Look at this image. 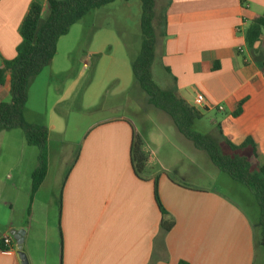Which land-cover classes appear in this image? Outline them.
<instances>
[{
    "label": "crops",
    "instance_id": "crops-1",
    "mask_svg": "<svg viewBox=\"0 0 264 264\" xmlns=\"http://www.w3.org/2000/svg\"><path fill=\"white\" fill-rule=\"evenodd\" d=\"M33 3L45 11V0H0V68L15 58L21 24ZM259 18L264 19V0H169L165 37L156 44V56L170 72L169 81L175 80L179 98L204 117L223 114L218 123H212L219 124L234 146L250 139L264 163V32L254 46L255 55L244 41L247 28ZM53 62L28 91L24 109L28 123L34 86L45 70H53ZM46 83L41 81L38 87ZM195 92L205 98L204 107L194 105ZM9 99L6 84L0 87V103ZM238 108L240 114L233 117ZM47 129L52 134L55 125L50 123ZM131 129L124 120L111 119L87 129L71 169L63 181L53 185L45 205L48 214L57 218L47 223L48 245L42 263L29 247L30 227L25 230L22 224L8 223L0 239L23 230L22 251L29 264H255L262 248L258 244L259 210L248 193L234 191V198L233 191L185 185L170 177V165L156 157L158 149L150 148L157 147L156 139L149 137H141L148 160L147 180H139L129 161ZM19 133L17 129L0 131V200H19L30 192L37 155ZM49 168L48 158L47 174L31 201L30 215ZM155 177L160 203L174 221L167 233L159 226L161 215L153 197ZM243 201L250 206L245 207ZM7 207L12 212L14 204L9 202ZM0 264H21L15 242L13 252L0 249Z\"/></svg>",
    "mask_w": 264,
    "mask_h": 264
},
{
    "label": "rangeland",
    "instance_id": "rangeland-1",
    "mask_svg": "<svg viewBox=\"0 0 264 264\" xmlns=\"http://www.w3.org/2000/svg\"><path fill=\"white\" fill-rule=\"evenodd\" d=\"M168 1L157 0L156 11L161 13V22ZM140 16L139 0H117L90 12L58 41L53 70H45L44 76L34 86L35 93L33 95L32 92L28 105L33 109L29 108L28 112L31 122H26L45 127L50 123L55 125V132L48 134L47 141L49 176L34 203L32 215L29 190L28 195L19 200L7 197L0 200V235L6 232L8 223L22 224L25 230L30 227L32 240L29 247L33 255L40 257L41 263L48 245L47 223L52 224L57 218L54 214L49 215L45 206L53 185L66 178L84 144L87 129L105 119L124 120L133 126L140 139H156L157 147L151 145V150L158 149L156 157L161 163L170 165L171 173L168 175L183 181V184L215 188L224 193L233 191L234 198H237L235 192L240 191L251 196L243 185L217 170L205 152L195 149L179 134L168 115L151 105L134 82L131 63L140 53ZM152 75L159 87L169 86L168 75L160 65H154ZM45 80L47 83L38 87ZM37 89H43L45 93ZM59 96L61 99L55 105ZM222 118L223 114H208L196 121L191 130L208 134L213 128L212 120L218 123ZM31 150H35L38 160L39 149L32 147ZM248 194L246 196L259 210ZM9 202L14 204L12 212L7 207ZM242 204L250 206L246 201ZM255 264H264L263 247L257 251Z\"/></svg>",
    "mask_w": 264,
    "mask_h": 264
},
{
    "label": "trees",
    "instance_id": "trees-1",
    "mask_svg": "<svg viewBox=\"0 0 264 264\" xmlns=\"http://www.w3.org/2000/svg\"><path fill=\"white\" fill-rule=\"evenodd\" d=\"M117 0H45V11L33 3L20 28L21 43L12 61L5 62L0 68V87L8 85L10 99L0 103V131L20 129L27 146L37 147L39 156L37 166L30 176V200L43 183L48 169L47 141L48 129L45 126L28 124L24 118V109L28 91L33 81L46 69L56 55L58 41L67 36L70 29L78 24L90 12L99 10ZM128 2L129 0H122ZM140 16V53L131 63L134 82L148 97L156 109L171 119L174 127L195 149L205 152L212 165L226 174L232 181L243 185L252 195L259 209L258 244L264 248V163L259 159L255 144L246 139L241 145L234 146L226 138L219 124H213L212 130L205 135L192 132L196 121L204 118V113L187 104L176 95L175 80L169 81L166 88L155 84L152 69L160 65L170 76L156 56L158 39L165 37V13L157 14V0H139ZM161 29V30H160ZM264 32V19L251 22L244 34L247 50L257 54L254 46ZM241 109L233 114L237 117ZM143 142L133 132L129 148V161L136 178L145 181V167L148 155L142 150ZM153 197L161 215L160 230L170 231L174 221L162 207L157 191V177L153 178ZM0 249L3 246L0 242Z\"/></svg>",
    "mask_w": 264,
    "mask_h": 264
},
{
    "label": "built area",
    "instance_id": "built-area-1",
    "mask_svg": "<svg viewBox=\"0 0 264 264\" xmlns=\"http://www.w3.org/2000/svg\"><path fill=\"white\" fill-rule=\"evenodd\" d=\"M194 105L196 107H204L206 104L205 98L203 97V95L195 92L194 95ZM218 111H222V107H217L216 108ZM0 242L3 246V249L1 251L3 252H13L14 251V241L12 240V238L8 235L3 236L0 239Z\"/></svg>",
    "mask_w": 264,
    "mask_h": 264
},
{
    "label": "water",
    "instance_id": "water-1",
    "mask_svg": "<svg viewBox=\"0 0 264 264\" xmlns=\"http://www.w3.org/2000/svg\"><path fill=\"white\" fill-rule=\"evenodd\" d=\"M11 234H12V238L15 242L16 249H17V255L19 257L21 264H29L25 253L22 251L25 232L23 230H19L17 232H13Z\"/></svg>",
    "mask_w": 264,
    "mask_h": 264
}]
</instances>
